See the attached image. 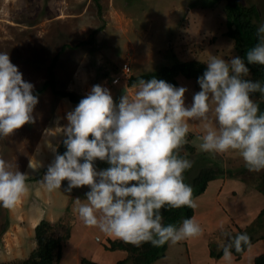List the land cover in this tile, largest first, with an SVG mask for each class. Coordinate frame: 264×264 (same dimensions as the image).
<instances>
[{
    "label": "rangeland",
    "instance_id": "rangeland-1",
    "mask_svg": "<svg viewBox=\"0 0 264 264\" xmlns=\"http://www.w3.org/2000/svg\"><path fill=\"white\" fill-rule=\"evenodd\" d=\"M238 1L257 8V26L264 21V0ZM224 4V0H0V51L9 53L10 61L18 66L24 80L34 84L38 95L35 122L25 123L0 140V156L13 165V170L16 165L19 171L29 173L28 194L11 209L0 207V264H21L29 257L36 248L34 228L42 219L63 224V233L69 235L58 264H83L82 259L116 264L125 257L122 251L103 247L108 239L118 237L84 225L73 212V198L83 199L87 186L65 193L67 182L62 181L61 190L48 192L38 183L54 158L44 147V129L66 124L65 113L75 107L45 83L52 80L56 90L72 92L79 98L92 85L101 84L118 102L125 92L135 91L128 86L130 76L181 62L206 66L209 53L225 59L238 55L233 40L226 36ZM124 64L130 69L128 73L122 71ZM48 68H52L51 75ZM115 78L118 82L113 84ZM176 81L177 86L187 88L185 102L190 104L199 91L195 81L183 75ZM253 99L262 101L260 94H254ZM210 117L214 125V113ZM188 123L186 143L179 153L192 161L193 175L210 166L232 171L240 179L223 177V183L216 179L207 192L194 198V220L201 233L175 244L166 242L164 257L152 264H252L255 256L264 253V216L259 217L264 195L258 184L264 170L249 171L235 150L201 151L203 123L195 119ZM49 139L58 145L62 141L60 136ZM33 159L41 166L30 168ZM54 232L57 236L62 228L56 226ZM237 233H246L254 240L244 255L236 258L230 252L226 257L224 251L219 256L221 248L231 246L232 235Z\"/></svg>",
    "mask_w": 264,
    "mask_h": 264
},
{
    "label": "clouds",
    "instance_id": "clouds-1",
    "mask_svg": "<svg viewBox=\"0 0 264 264\" xmlns=\"http://www.w3.org/2000/svg\"><path fill=\"white\" fill-rule=\"evenodd\" d=\"M255 36L256 43L244 57L225 59L209 53L206 68L197 77L200 90L190 104L185 102V86L155 76L138 77L132 85L134 93L125 92L118 102L108 87L92 85L65 113L66 124L44 129V147L54 158L38 183L48 192L61 190L62 181L67 182L65 193L87 186L83 199L73 198V212L84 225L135 246L147 242L158 247L198 236L201 227L193 218L186 217L177 226L165 224L162 213V209L197 206L183 175L192 161L179 153L186 143L188 121L203 123L201 151L235 150L249 171L264 170V111L252 96L259 93L264 100V82L250 79L245 63L264 66V21ZM37 103L34 84L22 78L8 52L0 51V140L25 123H34ZM56 136L62 137V154L49 139ZM40 147L38 143L37 152ZM97 160L107 167L98 168ZM40 166L39 160L29 162L30 168ZM28 175L16 165L13 170L0 156V207L11 209L28 194ZM248 239L246 233L237 234L231 246L239 251ZM230 254L225 248V256Z\"/></svg>",
    "mask_w": 264,
    "mask_h": 264
},
{
    "label": "trees",
    "instance_id": "trees-1",
    "mask_svg": "<svg viewBox=\"0 0 264 264\" xmlns=\"http://www.w3.org/2000/svg\"><path fill=\"white\" fill-rule=\"evenodd\" d=\"M224 1L225 4L223 7V12L226 16L227 24L226 36L233 40V48L238 56L244 57L246 52L256 43L255 29L257 25L254 19L259 18V12L255 6H244L238 0ZM245 63L250 70L249 78L253 80L259 79L261 82H264V66L247 64L246 61ZM205 68L206 66L204 64L192 61L176 63L172 66H162L157 70L148 73L130 76L128 80V86H132L138 77L147 80L153 76H155L157 79H163L174 86H177L176 78L180 75H183L187 79L194 80L197 88L199 89L197 77L202 75ZM51 69L52 68H48L47 70L50 75L52 74ZM46 83L45 86H51L52 92L54 94L58 95L59 97L67 98L74 105H76L81 99L72 92L56 90L53 87L52 80L47 84ZM45 86H43L42 89L47 87ZM254 94L259 95V93ZM254 94L252 95L254 96ZM259 106L260 109L264 111V100L259 102ZM186 147L193 151L192 146L186 145ZM64 151L65 148L61 141L57 148V152L62 154ZM96 166L98 168H104L107 167V164L97 160ZM192 168L193 166L187 169L183 175L184 182L192 186L193 198L202 195L205 192L208 183L211 181L216 179L222 181L223 177H227L229 179H240L232 171H224L219 167H201L194 175L192 173ZM246 171L248 172V170ZM261 176V181L258 183L259 192L264 195V172L261 174ZM162 213L165 224L173 223L177 226H179L184 218H192L194 216L193 208L187 206L170 208L168 210L162 209ZM196 215L193 217V219L196 218ZM262 216H264V208L259 214V217ZM56 226H60L62 228V232L57 236L54 232ZM34 238L36 241V248L30 252L29 257L21 264H58L61 259L64 241L69 239L67 231L66 233H63V224L60 225L58 222L51 224L49 221L42 219L34 228ZM248 238L249 239L246 244H241L239 251H237L235 247L225 246L221 248V250L218 252V255H222V253L225 251V248H228L229 252H231L236 258H240L242 255H244L248 246H250L254 241L251 237ZM103 247L106 250L122 251L125 253V257L118 260L116 264H152L156 260L164 257L167 250V243H164L158 247L147 242L142 243L139 246H135L129 242H125L120 238H116L108 239L107 243H104ZM210 256L216 257V254L210 252ZM81 262L83 264H96L95 262L84 259H82ZM252 264H264V253L255 256Z\"/></svg>",
    "mask_w": 264,
    "mask_h": 264
},
{
    "label": "crops",
    "instance_id": "crops-1",
    "mask_svg": "<svg viewBox=\"0 0 264 264\" xmlns=\"http://www.w3.org/2000/svg\"><path fill=\"white\" fill-rule=\"evenodd\" d=\"M218 181H219L220 183L222 182L221 180H218ZM211 182H212V181H211ZM211 182L208 183L207 188H209V185H211ZM222 183H223V182H222ZM207 188H206V191H205V192H207V191L209 190V189H207ZM205 192H204V193H205ZM195 214H196V212L194 213V216H195ZM194 216H193V217H194ZM207 224L209 225V224H211V223H207ZM212 224H213V223H212ZM232 257L235 258L234 256H232Z\"/></svg>",
    "mask_w": 264,
    "mask_h": 264
},
{
    "label": "built area",
    "instance_id": "built-area-1",
    "mask_svg": "<svg viewBox=\"0 0 264 264\" xmlns=\"http://www.w3.org/2000/svg\"><path fill=\"white\" fill-rule=\"evenodd\" d=\"M123 71L125 72H128L129 71V67L126 65V64H124L123 65ZM114 80H116L117 81V78L116 79H114Z\"/></svg>",
    "mask_w": 264,
    "mask_h": 264
},
{
    "label": "water",
    "instance_id": "water-1",
    "mask_svg": "<svg viewBox=\"0 0 264 264\" xmlns=\"http://www.w3.org/2000/svg\"><path fill=\"white\" fill-rule=\"evenodd\" d=\"M237 234H240V233H237ZM237 234L232 235V238H231V245H232V242L234 241L235 237L237 236Z\"/></svg>",
    "mask_w": 264,
    "mask_h": 264
}]
</instances>
